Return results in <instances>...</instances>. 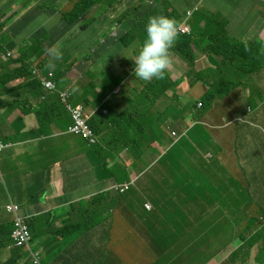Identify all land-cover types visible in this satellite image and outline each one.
<instances>
[{
	"label": "crops",
	"instance_id": "crops-1",
	"mask_svg": "<svg viewBox=\"0 0 264 264\" xmlns=\"http://www.w3.org/2000/svg\"><path fill=\"white\" fill-rule=\"evenodd\" d=\"M42 1L0 0V46L31 68L46 61L39 71L53 69L60 91L90 98L85 108L99 112L98 144L88 146L67 133L69 116L53 93H46L43 106L27 114L18 107L0 109V140L10 145L0 154V222L12 220L4 209L8 195L27 219L56 217L52 228H39L37 220L31 225L33 249L41 251L42 264H264V231L259 230L258 220L264 210L263 135L260 130H244L246 124L237 121L251 108L257 111L253 119L264 126V0H94L75 23L63 18L61 7L69 9L78 0H49L47 8L41 7ZM196 8L190 22L195 32L191 65L179 55L176 43L168 70L177 88L166 90L165 84H159L151 92L132 78L134 54L123 67L132 47L122 46L120 38L139 20H144L136 28L140 30L153 15L181 23V16ZM210 17L225 18L227 32L240 44L225 51L232 62L224 58L222 48L215 51L212 46ZM116 20L121 21L115 24ZM143 36L140 33L136 41ZM105 68H115L117 75L103 78ZM198 76H205V81ZM118 78L124 79L121 86H109L114 104L94 107L95 93L101 95ZM21 81L0 83V90ZM210 88L229 93L198 108ZM26 97L32 105L42 101L28 92L8 96L5 103L21 99L26 110ZM191 122L199 125L171 149L158 178H138L122 193L115 189L137 177L122 160L125 140L137 131L149 133L166 125L183 130ZM167 139L159 134V152L166 150ZM142 148L144 160H149L153 149L147 142ZM147 183L154 187L153 210L141 209V204L151 203ZM94 196L95 204L110 202V216L105 219L110 217L111 225L98 226L92 243L82 237L84 229L71 228L79 236L75 241L67 242L65 237L53 244L52 236H65L64 222H78L85 215L80 204ZM137 205L136 226L126 247L128 226L122 218ZM150 218L155 219L153 227L148 226ZM13 255L14 249L7 247L1 260L8 262ZM48 258L56 260L52 263ZM17 264L30 263L21 258Z\"/></svg>",
	"mask_w": 264,
	"mask_h": 264
},
{
	"label": "clouds",
	"instance_id": "clouds-1",
	"mask_svg": "<svg viewBox=\"0 0 264 264\" xmlns=\"http://www.w3.org/2000/svg\"><path fill=\"white\" fill-rule=\"evenodd\" d=\"M78 1H80V0H78ZM91 7H89V8H91ZM89 8L87 9V11L89 10ZM105 8H106V6H102L101 9L103 11H105V13L110 12L109 9H105ZM71 9H69V11ZM87 11L85 13H87ZM196 11H197V8L195 10L186 11L185 15L181 16L182 17L181 23H180L181 20L176 21L174 18H171V17L163 15V14H159V15L150 16L148 18L147 24H146L145 28H143V30L134 28L135 29L134 36L137 39H138V36L140 33H145V37H144L143 41L140 40L136 54H135L134 58H132V60H133L132 78L133 79L137 78L138 79L137 81L143 83L144 86H148L150 88L151 92H156L159 84H163L162 81H160V80L164 79L166 75L170 78V74H169L170 71L168 69H169L170 64L172 63L171 55H173L172 50L175 47L176 43H178V46H179V48L177 50L179 55L189 65H191L192 61H191V63H189L188 60H186L180 54V51H181L180 41H182V37H185V36H188L191 38V55H192V52L194 51V43H193L194 38L193 37H195V32L193 33L190 22H191V19L193 18V15ZM67 12H63V13H67ZM85 13L83 12L74 21V23L77 20H79L82 17V15H84ZM63 18L65 19L64 15H63ZM65 20L68 21L67 19H65ZM216 20L225 21L226 22V28H227V20L225 18H218ZM87 22H92V18L89 19ZM115 24H117V23H115ZM210 25L214 29V38H213V41H214L216 38L215 34L217 33V30H216V26L214 24L211 23ZM2 29H3V24L0 21V31H2ZM137 32L139 34H137ZM129 34H130V31L127 32L126 34H124L120 38L119 41L120 42L124 41L127 38V36H129ZM212 46H215L214 47L215 51H217L219 49V48H216V44L214 42H212ZM223 50L224 49H222V51ZM0 51L3 52L2 53L3 59L2 60L0 59V62H6L8 60L11 61V63L8 65L7 69L15 70V69L21 67L22 65H25L26 71H27V72H25V75H29L30 77H33L36 80L35 81L36 82L35 88L33 87V89H31V87L29 88V85L27 84V85L20 87L17 90V92H15V96L12 97V95H7L5 93V91H8L13 85H18V84L23 82L24 76H19L18 78H22L21 82H19L17 84H13L10 87L7 85L1 87L0 100L3 103H5V99L8 96H10L11 98H17V97L21 96L22 93L27 94L28 92L25 91V89H27V88L30 89L29 92H31L33 97H38L42 100L41 103H39L37 105H32L28 101L29 98H27V97L24 98L25 101L29 104L28 109L24 110V104L21 102V99H16V101L10 102V103L14 104L13 106H11L9 108L1 106V109L9 110L10 108L18 107V109H21V112L23 114H27V113H30L31 109H35V108L43 106V104L45 103L44 100L46 99V93H53V94H55V97L57 98V100L59 101V103L61 104V106L67 112V114L69 116L70 124L67 128V132L69 134L80 135V137L83 139V141L88 146L96 148L97 144H98V136H97V133H95L93 131V129L90 127L89 120L91 117L92 118L94 117L93 120H95L96 117L99 115L98 114L99 112H97V111L90 112L85 108L86 106L89 105L90 98H88V97L86 98L88 101L87 104H82V103L80 104V103L72 102L70 91H68V90L67 91H60V89L57 88L56 82H55V73H54L53 69H48L43 74L40 73L39 70L45 64L46 61H44L42 65L33 66V68H31V66H29L28 63L24 59H20L19 57H17L13 51H9V50L6 51L5 48H2V46H0ZM222 51H220V52L223 54L224 52H222ZM57 58H59V57H57ZM14 64H18V66H13ZM50 66L54 67V64H50ZM68 66L70 67V64H68ZM20 71L23 72V69H21ZM18 78H16L15 80H17ZM15 80H12V81H15ZM12 81H9V82H12ZM123 82H124L123 78H118L115 82H109L108 83L109 93H108L107 98L109 100H111L110 99V97H111L110 93L111 92L109 89L110 84L121 86L123 84ZM7 83H4V84H7ZM89 84H90V87L93 90H95V87L91 83H89ZM236 85H237V83L231 82L230 86H236ZM177 86L178 85H176L175 89L177 88ZM37 92H39V95H36ZM216 92H217L216 90L210 88L209 93L215 94ZM95 95H96V99H98L100 97V94L95 93ZM206 96L204 98L205 99L204 101L198 102V104H197L198 108H202L205 104L208 103V102H205V101H209L206 99ZM91 100L93 103L96 101L94 97H92ZM75 108L80 109V115H79L80 120L87 127V129L90 131L89 135H84L82 132L75 131L73 129L75 122L72 118V110ZM100 111L102 112V110H100ZM256 112L257 111H253L251 108H248L247 113L245 115H241L242 117L237 119V121L242 122V124H244L246 122L247 117L252 116V119L249 122L252 126L256 127L258 130L261 131V133L263 135V142H264V126L262 124H260L259 122H257L256 119L255 120L253 119L254 113H256ZM197 125H199L197 122H191V125H189L186 129H183V130H181L179 128L173 129V128L166 125V126H162V127H158V128H153V129H151V131L149 133H147V132L142 133L140 131L135 132L132 135V137H130L129 139L124 141V145H123L121 151H124V153H125V156L122 157V160H123L126 168L128 170H130V172L136 174L137 177H136V179L132 180L131 182H125V183L116 185L115 189L118 192L122 193V192H125L128 189H130V186L138 178H149V179L158 178V172H159L160 165L165 164V162H168L171 158V153H172L171 149L177 143H179L182 140V138L185 137L191 129H193ZM160 133L163 134V136L168 137V139L165 140V144H164V147L166 148V150H164L163 152L158 151L159 134ZM143 142H145V143L147 142L148 147L153 149V150H151L149 160H144V158H143L144 157V152H143V148H142ZM9 146L10 145L7 144L5 140H3V141L0 140V154ZM207 158H211V156L208 155ZM127 160H129V162ZM92 198L95 200L96 196H94ZM92 198H90L89 200H91ZM89 200H87V201H89ZM150 201H151V203H149V202L144 203V206H145V209L147 208V209L153 210L154 207H153L152 200L150 199ZM98 204H100V203H98ZM106 204L108 206H110V202H106ZM88 205H90V204H86V203L80 204V210L85 212ZM95 205H97V204H95V203L93 204V209L95 208ZM4 209L7 213H9L12 216V220L10 222H12V225H13L12 230H11L12 243L10 245H8V247H10L11 249H14V255H15L16 251L19 250V253H21V255L18 258V260L21 258H25L29 261L30 264H42L41 251H37V250H34L33 248H31V242L34 239V238L32 239V234H33L32 227L30 224H28V222H27L28 219L26 217H24L23 215H21L20 207H19L18 203L10 195H8V199L4 205ZM17 219H19L22 222V224L26 227V230L28 233V239L25 240L22 244L19 243L18 240L15 239V237H14V231L17 227L16 226ZM107 220H110V221H107ZM258 220H259V224H260L259 230L264 231V210L259 215ZM4 222H6V221H4ZM68 222H71V220L66 221V224H68ZM0 223H2V222H0ZM104 224H108L109 226L111 225L110 217H108L107 219H104ZM254 232L255 231H253L251 233H254ZM251 233L247 234V236H249ZM250 237H248L247 239H250ZM3 249H5V248H3ZM1 251H0V262L10 264V261L12 260V258L8 262L1 260ZM14 255L12 257H14ZM18 260L16 261L17 263H18Z\"/></svg>",
	"mask_w": 264,
	"mask_h": 264
},
{
	"label": "trees",
	"instance_id": "trees-1",
	"mask_svg": "<svg viewBox=\"0 0 264 264\" xmlns=\"http://www.w3.org/2000/svg\"><path fill=\"white\" fill-rule=\"evenodd\" d=\"M94 0H80L74 3L73 8L68 11L67 13H63L65 19H67L69 22H74L83 12L85 13L87 11V9L89 7H91L94 4ZM209 22L214 24L216 26V30L217 33L215 34L216 38L213 41L216 44V48H222L225 51L229 50V49H238L240 44H237V42L230 37V35L227 33L226 31V22L225 21H219L216 20L213 17H210ZM128 37V36H127ZM126 38V37H125ZM180 45H181V51L180 54L186 59L188 60L189 63H191L192 61V55H191V38L188 36L182 37V41H180ZM223 55L224 58L227 59V61H231L232 62V58L225 54V51ZM11 63L10 60L6 61V62H0V83H7L9 81L15 80L16 78H18L19 76H24V80L22 83L18 84V85H13L8 91H5V93L7 95H12L15 96V92H17V90L24 86V85H29L30 87H34L36 85V80L33 77H30L29 75H25L26 71V67L25 65H22L21 67L15 69V70H11V69H7L8 65ZM21 69H23V72L20 71ZM199 79L205 81V76H198ZM160 81H162L163 84L166 85V90H170V89H175L176 87V82H173L171 80V78H169L167 75L165 76L164 79H161ZM27 88L25 89V91L29 92L30 89ZM214 89V88H212ZM216 94L214 93H208V95L206 96V99L211 100L213 97H216L219 93H223L225 91L223 90H217ZM35 95V94H34ZM36 95H39V92L36 93ZM13 103H3L0 100V109L1 106L9 108L11 106H13ZM94 118V117H93ZM93 118L91 117L89 120V125L90 127L93 129V131L96 133V124H95V120H93ZM94 199L92 198L91 200L87 201L86 204H90L88 205L86 211H85V215L78 221V222H68V224H66V222H64L63 226L65 228H67L66 230V235L64 236L63 234L60 235H55L53 236V244L54 242H58V244L60 243V241L65 238L67 242H73L75 241L79 236L78 234H76V231L71 229V228H82L84 229L85 233L82 235L85 236L87 238V242L88 243H92L95 241V237H94V231L96 228L102 226L104 224V219L106 216H110V214H107V212L110 209V206H108L105 201H102L100 204H97L98 207H95L93 209V204L95 202H93ZM43 217H45V219L41 220V219H28L27 222L28 224L34 226L33 221L37 220L38 223H36L39 228H45V227H49L52 228V222L56 221V217H54L52 214H47V215H43ZM49 219L50 221L46 220ZM102 220L99 223H94V220ZM12 222L10 221H6V222H2L0 223V251L3 248L8 247V245H10L12 243V239H11V230H12ZM69 228V229H68ZM21 253H19V250L16 251L14 257H12V260L10 261V264H16L18 258L20 257ZM56 259H51L48 258L49 262H54ZM0 264H6L3 262H0Z\"/></svg>",
	"mask_w": 264,
	"mask_h": 264
},
{
	"label": "rangeland",
	"instance_id": "rangeland-1",
	"mask_svg": "<svg viewBox=\"0 0 264 264\" xmlns=\"http://www.w3.org/2000/svg\"><path fill=\"white\" fill-rule=\"evenodd\" d=\"M105 0H103V2H104ZM73 5L74 4H71V8L73 7ZM49 6V0H44V1H42V5H41V7L42 8H47ZM51 7H53V6H51ZM62 8V12H67V11H69V9H71V8H69V9H65V8H63V7H61ZM105 12V11H104ZM103 12V13H104ZM98 13V11L97 12H95V14H97ZM122 20V19H121ZM121 20H116L115 21V23H119ZM144 23V20L143 21H137L136 22V25H135V27L136 28H138L140 25H142ZM134 34H135V29H133V30H131L130 31V34H129V36L124 40V41H121L120 42V44L122 45V46H124L125 48H130V47H132V51L129 53V55H128V59H127V61L126 62H124L123 63V67H125L127 64H130V62H131V60H130V57H131V55L132 54H136V51H137V49H138V46H139V42H137L136 41V37L134 36ZM142 39H144V36H143V38ZM141 39V40H142ZM237 44H239L238 42H237ZM2 48H5L3 45H2ZM104 74H103V78H109L110 80H112V78H113V76H116L117 74H116V69L115 68H110V69H104V72H103ZM107 80V79H106ZM251 83H252V86H255V87H258L259 86V84L257 83V82H252L251 81ZM232 87H236V86H232ZM126 90V89H125ZM197 91H199L198 90V88H197ZM70 93H71V99L73 100V102L74 103H82V104H87L88 103V101H87V99H86V97L83 95H81V94H78L77 92H75V91H70ZM108 93H109V90H103L102 91V93H101V95H100V97L98 98V99H96V101L94 102V106L96 107V106H98V107H100V109H103V108H108V107H110L111 105H113L114 103L111 101V100H109L108 98H107V96H108ZM217 93V92H216ZM215 93V94H216ZM229 92H228V90L227 91H225V92H223V93H219L218 95H217V97H225L227 94H228ZM187 97H188V99L190 100V101H193L194 100V98H192L191 97V94H187ZM194 103H196V100L194 101ZM222 109H224V108H222ZM204 110H207L206 108L204 109ZM252 119V116H249V117H247V119H246V122L244 123V124H246V126H247V128H245L244 130H257L258 131V129L256 128V127H254V126H252L251 124H250V120ZM238 130V129H237ZM68 133V132H67ZM73 136H75V137H77V138H80V139H82L81 137H80V135H76V134H72ZM83 140V139H82ZM147 187H148V189H149V197H150V199L152 200V201H155V197H154V194H153V190H154V187L150 184V183H147ZM131 196L133 197V196H135V193H133L132 192V194H131ZM211 205H208V207H210ZM154 207V206H153ZM188 208H190V207H188ZM205 207H201V208H199V209H204ZM141 209H145L144 208V206L141 204ZM139 210H140V205H137L136 207H135V211L132 213V214H129V215H127V216H125L124 218H122V221L124 222V223H127V226H128V228H127V232H126V234H125V237H124V239H125V246L127 247V246H129L130 245V243H131V241H132V236L130 235V232L131 231H134V228H135V226H136V222H137V215H138V213H139ZM146 210V209H145ZM100 221H102V220H94V223H99ZM107 221H110V220H107ZM154 221H155V219L154 218H150V222H149V224H148V226L149 227H153L154 226ZM53 237V236H52ZM108 240H109V244H110V241H111V238H107ZM54 244H56V245H58V242H54ZM34 245H35V239H33L32 240V242H31V248H33L34 247ZM108 247V249H111V247H110V245L109 246H107ZM111 251L114 253V251L111 249Z\"/></svg>",
	"mask_w": 264,
	"mask_h": 264
},
{
	"label": "built area",
	"instance_id": "built-area-1",
	"mask_svg": "<svg viewBox=\"0 0 264 264\" xmlns=\"http://www.w3.org/2000/svg\"><path fill=\"white\" fill-rule=\"evenodd\" d=\"M80 109L79 108H75L72 110V118L75 122L74 125V130L75 131H80L82 132L84 135H89L90 131L87 129V127L82 123V121L80 120ZM16 229L14 231V237L15 239L18 240L19 243H23L25 240L28 239V233L26 230V227L22 224V222L17 219L16 221Z\"/></svg>",
	"mask_w": 264,
	"mask_h": 264
}]
</instances>
